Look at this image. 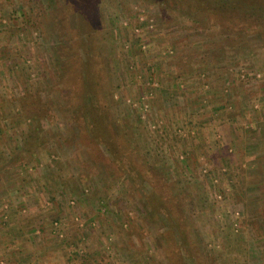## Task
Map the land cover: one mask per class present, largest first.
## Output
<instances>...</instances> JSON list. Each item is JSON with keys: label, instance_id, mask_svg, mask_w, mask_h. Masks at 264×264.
I'll use <instances>...</instances> for the list:
<instances>
[{"label": "rangeland", "instance_id": "obj_1", "mask_svg": "<svg viewBox=\"0 0 264 264\" xmlns=\"http://www.w3.org/2000/svg\"><path fill=\"white\" fill-rule=\"evenodd\" d=\"M263 19L0 0V264H264Z\"/></svg>", "mask_w": 264, "mask_h": 264}, {"label": "built area", "instance_id": "obj_2", "mask_svg": "<svg viewBox=\"0 0 264 264\" xmlns=\"http://www.w3.org/2000/svg\"><path fill=\"white\" fill-rule=\"evenodd\" d=\"M142 22V21H141ZM254 77L256 78H259V75H256V74H253ZM203 77V75H201V78ZM237 78H240V79H244L245 78V73L244 72H241L238 74ZM150 86L152 87H155L157 86L156 85V82L154 81L153 83L150 84ZM207 87V86H206ZM182 88V87H181ZM149 98L147 97H142L141 98V108L144 112H147V109L149 108V101H148ZM159 124H162L163 122L162 121H159L158 122ZM160 128V127H159ZM176 133L178 136H180L181 138H185V139H189V138H192L194 136V133L191 131V130H188V128L186 126H181L179 128H176ZM229 152H231V150H229ZM204 173L206 172L207 173V170L204 169L203 171ZM217 199H221V196L220 195H216ZM56 225V223L54 224Z\"/></svg>", "mask_w": 264, "mask_h": 264}, {"label": "trees", "instance_id": "obj_3", "mask_svg": "<svg viewBox=\"0 0 264 264\" xmlns=\"http://www.w3.org/2000/svg\"><path fill=\"white\" fill-rule=\"evenodd\" d=\"M263 22H264V19H263ZM141 25H145V23L142 21V24Z\"/></svg>", "mask_w": 264, "mask_h": 264}]
</instances>
